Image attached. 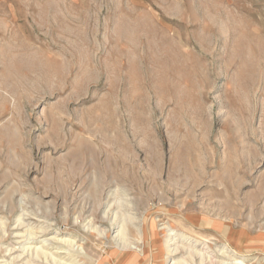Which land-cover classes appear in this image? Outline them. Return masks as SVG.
Instances as JSON below:
<instances>
[{
    "label": "rangeland",
    "instance_id": "374dc122",
    "mask_svg": "<svg viewBox=\"0 0 264 264\" xmlns=\"http://www.w3.org/2000/svg\"><path fill=\"white\" fill-rule=\"evenodd\" d=\"M174 261L264 264V0H0V264Z\"/></svg>",
    "mask_w": 264,
    "mask_h": 264
},
{
    "label": "bare ground",
    "instance_id": "6f19581e",
    "mask_svg": "<svg viewBox=\"0 0 264 264\" xmlns=\"http://www.w3.org/2000/svg\"><path fill=\"white\" fill-rule=\"evenodd\" d=\"M116 214V213H115ZM115 218H116V215L114 216ZM113 217V218H114ZM116 220V219H115ZM110 223H111V220H110ZM115 225V224H114ZM123 230H124V228H123ZM122 232V231H121ZM120 236V233H118V235H116L115 237H119ZM31 237V236H30ZM29 238V237H28ZM50 238H47V240H49ZM51 239H52V237H51ZM45 240V239H44ZM58 240V239H57ZM62 240H63V238H62ZM68 239H65V241H67ZM123 240V239H122ZM46 241V240H45ZM50 241V240H49ZM69 241V240H68ZM72 241V240H71ZM124 242V241H123ZM168 242V241H167ZM69 243H71V242H69ZM169 243V242H168ZM72 244V243H71ZM127 244V243H126ZM25 250V249H24ZM42 250V249H41ZM167 250H168V257L170 258L171 256H174L175 254H176V252L175 251H177L178 250V248L176 249V247L174 248V249H169V247H167ZM20 256V255H19ZM19 256H15V257H19ZM201 257H203L202 255H201ZM19 258H21V256L19 257ZM18 259V258H17ZM53 260V259H52ZM177 262V261H176ZM175 261L173 262V264H177ZM201 264V263H200Z\"/></svg>",
    "mask_w": 264,
    "mask_h": 264
}]
</instances>
